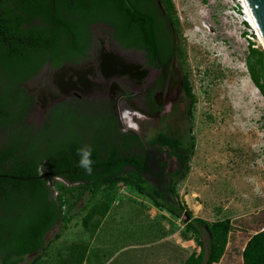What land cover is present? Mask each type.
<instances>
[{
	"label": "trees",
	"instance_id": "16d2710c",
	"mask_svg": "<svg viewBox=\"0 0 264 264\" xmlns=\"http://www.w3.org/2000/svg\"><path fill=\"white\" fill-rule=\"evenodd\" d=\"M160 2L165 17L155 5L151 32L138 20L145 12L140 5L147 0H57L56 5L54 0H0V264H19L34 254L38 255L32 264H40L49 247L46 235L57 223L66 227L71 222L74 215L69 212L77 202L86 194L91 203L102 198L105 208L100 213L106 216L120 184L174 219L183 217L181 238L193 240L201 251L182 264H216L223 257L231 221L193 219L177 199L176 179L188 170L193 145L186 149L180 139L165 134L144 143L133 131L120 132L117 118L101 99L75 97L49 108L40 126L29 122L36 105L25 83L46 64L56 69L85 59L93 24L112 26L116 41L145 50L150 60L164 49L170 60H179L183 54L176 40L174 5L172 0ZM170 24L174 32L168 31ZM254 46L249 43L246 66L264 97V51ZM183 80L190 113L195 97L189 78ZM86 145L94 149L91 175L77 167V150ZM170 165L176 169L168 171ZM161 176L166 181L160 186L149 180ZM53 178L65 184L56 183V196L50 185ZM93 215L91 211L83 218L85 226L92 224ZM60 238L57 234L54 241ZM83 257L74 258L80 264ZM242 264H264V229L246 243Z\"/></svg>",
	"mask_w": 264,
	"mask_h": 264
},
{
	"label": "rangeland",
	"instance_id": "374dc122",
	"mask_svg": "<svg viewBox=\"0 0 264 264\" xmlns=\"http://www.w3.org/2000/svg\"><path fill=\"white\" fill-rule=\"evenodd\" d=\"M172 2L178 21L176 40L183 54L177 63L189 78L195 104L189 113V100L185 98L172 120L163 125L142 121L137 124V134L144 143L161 132L180 139L186 149L193 145L188 170L176 179L178 202L191 212L193 219L209 223L229 219L232 231L224 255L216 264H242L246 243L264 229V97L252 83L246 66L249 43L263 48L258 38H254L255 42L246 38L248 33L234 14L232 0ZM112 46L106 51L114 55L116 51ZM91 63L74 67V70L86 72ZM64 69L58 73L64 79L57 82L54 81L57 73L46 70L25 85L36 105L29 122L40 126L49 108L76 97L71 95L70 87L74 73L71 67ZM86 79L90 80L88 83L97 84L103 95L85 90L80 93L82 99H107L112 79L104 81L90 75H86ZM149 149L152 153V148ZM174 169L173 165L168 167V171ZM150 182L159 184L152 179ZM56 183L65 185L61 179L50 181L55 196L60 193ZM115 195L106 216L100 213L105 208L102 198L91 203L88 194L84 195L69 212L74 215L71 222L66 227L57 223L46 235L45 243L49 247L46 254H41L40 264H79L74 257L82 255L91 258L90 264H151L149 257H158L160 264H181L185 257L169 249L166 242L152 250L119 249L133 242L147 245L154 242L156 236L159 237L156 240L165 238L170 245H181L184 241L180 235L186 225L183 217L174 219L124 185H118ZM91 211L94 227L85 226L83 222ZM57 234H61V238L54 241ZM202 240L207 251L205 233ZM193 242L183 245L189 252L198 253L200 246ZM37 255L24 257L19 264H31Z\"/></svg>",
	"mask_w": 264,
	"mask_h": 264
},
{
	"label": "flooded vegetation",
	"instance_id": "af4514ba",
	"mask_svg": "<svg viewBox=\"0 0 264 264\" xmlns=\"http://www.w3.org/2000/svg\"><path fill=\"white\" fill-rule=\"evenodd\" d=\"M54 2V5H56L57 0H54ZM155 5L157 10L160 11L162 18L165 17V10L162 4L161 7L158 5L157 0H147V4L142 3L139 8L141 12L144 10L145 12L141 16L142 18L138 20H141L145 26L147 25L151 32L153 31V26H155L153 23L154 15H152V11H155ZM35 23L38 24L39 21H32V24ZM30 26L31 23L25 24L23 28ZM167 29L168 31H173L171 24ZM90 31L92 43L85 59H82L78 64L64 65L56 69H51L46 64L25 85L32 82L38 75L44 74L46 70H48V73L49 71L52 74L57 73L56 78H54L55 82L64 79L58 73L59 71H64V67L67 66L71 67V73H74L70 77L71 95H75L77 98H82L80 93L85 90L89 93L92 92L93 95H103L97 84L88 83L90 80L86 79V75H90L95 79H103L104 81L112 79L109 82L107 95L105 96L107 99L103 100L106 101V105L117 118L120 124V132L133 131L137 133L139 129L137 124L139 125L142 121H156L159 125H163L172 120L186 98L183 80L186 75L181 72L177 63L178 58L174 57L173 60H170L164 49L163 51H158L157 57H155L157 59L150 60L145 50L138 49L136 46L124 47L120 42L116 41L113 38V27L105 23L93 24ZM100 36H105V38ZM112 45H114L116 51L114 55L106 51L113 47ZM86 63L92 64L90 68L88 67V72L81 73L74 70V67L83 66ZM102 98L98 97L89 100L98 101L96 99ZM45 101L47 105V100ZM126 114L129 116L127 117ZM130 120L134 121V124L130 123ZM130 125H133L134 129L129 127ZM159 134L163 133L160 132ZM159 170L160 166H157L154 170L156 175ZM150 179L155 181V183L159 182L157 186H160L162 181H166L163 176L160 179L149 177Z\"/></svg>",
	"mask_w": 264,
	"mask_h": 264
},
{
	"label": "crops",
	"instance_id": "0c3cea01",
	"mask_svg": "<svg viewBox=\"0 0 264 264\" xmlns=\"http://www.w3.org/2000/svg\"><path fill=\"white\" fill-rule=\"evenodd\" d=\"M157 237L158 236H156L153 240H154V242H149L147 245H146V242L144 243V245H141V244H137V242H133L131 245H128V246H123V247H121V248H119V249H121V250H129V249H131L132 248V250L135 252V250H136V248L138 249L139 248V250L140 251H143V250H145V249H151V248H156V247H158V246H160V245H163V243L164 242H166L167 243V245H169L170 246V248L169 249H174L175 251H177V252H180V255H182L183 257H185V259L183 260V262L191 255V254H193V253H195V252H193V253H191V252H189L188 251V249H186V247L183 245V244H185L186 245V243H188L189 241H184L182 238H181V241H184L183 242V244H181V245H178L177 244V246L176 245H170V241H166L165 240V238L164 239H160V240H156L157 239ZM159 238V237H158ZM156 240V241H155ZM190 241H192V240H190ZM181 243V242H180ZM194 243V242H193ZM168 248V247H167ZM152 250V249H151ZM168 250V249H167ZM201 251V248H200V250H199V252ZM170 252V251H169ZM168 252V253H169ZM199 252L198 253H195L196 255H198L199 254ZM134 255H136L137 257H138V255L139 254H134ZM135 256V257H136ZM37 257V256H36ZM35 257V258H36ZM130 257H132V256H130ZM181 257V256H180ZM70 258V257H69ZM84 258V260H83V262H82V264H90V262H91V258L90 257H83ZM157 258L158 257H149L148 259L150 260L151 259V264H160V262L159 261H157ZM72 259V258H71ZM25 260V259H24ZM137 259L136 258H134V262L136 261ZM23 261V260H22ZM182 262V263H183ZM22 263V262H21ZM181 263V264H182ZM31 264H32V261H31Z\"/></svg>",
	"mask_w": 264,
	"mask_h": 264
},
{
	"label": "water",
	"instance_id": "95a60500",
	"mask_svg": "<svg viewBox=\"0 0 264 264\" xmlns=\"http://www.w3.org/2000/svg\"><path fill=\"white\" fill-rule=\"evenodd\" d=\"M158 5L161 7L160 0ZM264 41V0H245ZM264 50V49H263Z\"/></svg>",
	"mask_w": 264,
	"mask_h": 264
},
{
	"label": "built area",
	"instance_id": "2783aa9c",
	"mask_svg": "<svg viewBox=\"0 0 264 264\" xmlns=\"http://www.w3.org/2000/svg\"><path fill=\"white\" fill-rule=\"evenodd\" d=\"M234 3V14L240 19L239 23L242 28L248 33L246 38L249 39L251 42H255L254 38H258L256 35V31L253 30L250 21L247 19V14L245 8L240 0H232Z\"/></svg>",
	"mask_w": 264,
	"mask_h": 264
},
{
	"label": "clouds",
	"instance_id": "9594fccd",
	"mask_svg": "<svg viewBox=\"0 0 264 264\" xmlns=\"http://www.w3.org/2000/svg\"><path fill=\"white\" fill-rule=\"evenodd\" d=\"M93 147L92 145H86L77 150V155L79 156V160L77 161V167L84 170V172L88 175H91L93 172ZM31 256V255H30ZM27 257V256H26Z\"/></svg>",
	"mask_w": 264,
	"mask_h": 264
},
{
	"label": "bare ground",
	"instance_id": "6f19581e",
	"mask_svg": "<svg viewBox=\"0 0 264 264\" xmlns=\"http://www.w3.org/2000/svg\"><path fill=\"white\" fill-rule=\"evenodd\" d=\"M240 1L242 2L243 6H244V8H245V11H246V14H247V19L250 21L253 30L256 31V35L258 36V41L260 42V45H261L262 48L264 49V41H263V39H262L261 34H260L259 31H258L257 25H256V23H255V21H254L252 15H251V12H250V10H249V8H248V5H247L246 1H245V0H240ZM125 117H126V116H125ZM130 127H131L132 129H134V126H133V125H130ZM136 129H137V128H136Z\"/></svg>",
	"mask_w": 264,
	"mask_h": 264
}]
</instances>
